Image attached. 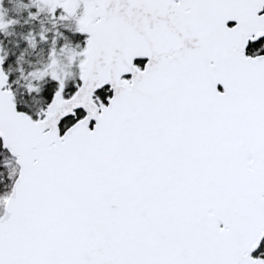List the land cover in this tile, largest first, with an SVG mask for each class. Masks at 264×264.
I'll return each mask as SVG.
<instances>
[{
	"label": "snow or ice",
	"instance_id": "snow-or-ice-1",
	"mask_svg": "<svg viewBox=\"0 0 264 264\" xmlns=\"http://www.w3.org/2000/svg\"><path fill=\"white\" fill-rule=\"evenodd\" d=\"M0 264H264V0H0Z\"/></svg>",
	"mask_w": 264,
	"mask_h": 264
},
{
	"label": "flooded vegetation",
	"instance_id": "flooded-vegetation-1",
	"mask_svg": "<svg viewBox=\"0 0 264 264\" xmlns=\"http://www.w3.org/2000/svg\"><path fill=\"white\" fill-rule=\"evenodd\" d=\"M17 3V0H11V4L14 6Z\"/></svg>",
	"mask_w": 264,
	"mask_h": 264
}]
</instances>
